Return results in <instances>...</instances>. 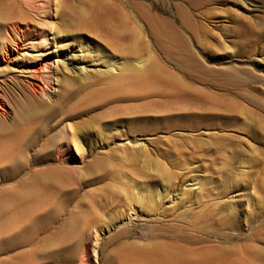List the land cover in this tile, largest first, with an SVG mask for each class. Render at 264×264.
<instances>
[{
  "label": "rangeland",
  "instance_id": "obj_1",
  "mask_svg": "<svg viewBox=\"0 0 264 264\" xmlns=\"http://www.w3.org/2000/svg\"><path fill=\"white\" fill-rule=\"evenodd\" d=\"M36 3L0 0V40L12 18L36 22L54 71L50 101L16 120L23 160L0 173V264H118L136 231L201 225L226 258L264 264V0Z\"/></svg>",
  "mask_w": 264,
  "mask_h": 264
},
{
  "label": "bare ground",
  "instance_id": "obj_2",
  "mask_svg": "<svg viewBox=\"0 0 264 264\" xmlns=\"http://www.w3.org/2000/svg\"><path fill=\"white\" fill-rule=\"evenodd\" d=\"M22 1L32 12H37L40 9L36 0ZM45 4L50 6L48 3ZM49 6L47 10H49ZM10 17H13V15ZM150 20L152 22L156 21L155 18L151 17ZM9 21L5 29L7 40L3 38L0 40V69L8 67L7 73L0 70V173L3 174L5 172L9 173L13 167L20 164L19 162L23 160L24 153L30 145L26 138L29 128H14L16 120H19L18 117L25 115V112L24 114L20 113V109L26 108V113H28L43 107L45 102L50 101L51 97L42 90V87L47 90L46 85L51 82V77L54 74V71H49V73L45 68L42 69L41 61L46 55H49L50 51L46 49L42 51L39 48L41 44H46L48 39L45 34L43 36L38 34L36 22L25 18H12ZM239 32L245 38H249L247 31L241 29ZM247 38L244 45L247 49H250L252 44ZM52 44L53 40L51 39L50 45ZM32 47L38 48V55L30 54L26 56L28 51H33ZM60 72L64 76L69 73L63 67ZM62 79L64 84L69 83L68 79ZM13 114L16 116L15 120H13L14 117L11 118ZM62 131L66 134L67 132L70 133V128L67 125L62 126ZM72 139L73 136L70 133L69 143L75 147ZM40 174L44 181L50 180L53 184H60L58 170H42ZM17 198H19L18 195H16ZM34 212L35 207L28 203L24 204L19 210L21 216L26 217ZM216 231L213 227L201 225L192 234L180 233L173 237H167L168 241H161L163 237L159 240L158 236L143 235L140 231H136L131 235L137 238L141 237L145 243L138 246L135 242L118 241L115 248L116 259L118 264H239L226 258V254L223 255L225 247L212 244L211 239L213 237L216 238L215 242L217 243L224 239L222 235H216ZM129 233L121 231L110 242L128 237L130 236Z\"/></svg>",
  "mask_w": 264,
  "mask_h": 264
}]
</instances>
